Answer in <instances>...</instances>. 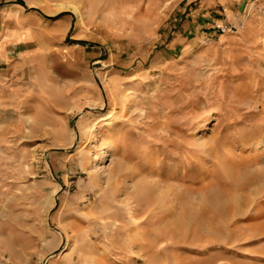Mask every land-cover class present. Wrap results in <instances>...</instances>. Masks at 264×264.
I'll use <instances>...</instances> for the list:
<instances>
[{"label": "rangeland", "instance_id": "rangeland-1", "mask_svg": "<svg viewBox=\"0 0 264 264\" xmlns=\"http://www.w3.org/2000/svg\"><path fill=\"white\" fill-rule=\"evenodd\" d=\"M263 36L264 0H0V264H264Z\"/></svg>", "mask_w": 264, "mask_h": 264}, {"label": "bare ground", "instance_id": "bare-ground-1", "mask_svg": "<svg viewBox=\"0 0 264 264\" xmlns=\"http://www.w3.org/2000/svg\"><path fill=\"white\" fill-rule=\"evenodd\" d=\"M61 7H65L64 4H61ZM74 9L75 11L77 12L78 16H80V13H79V10L77 7L74 6ZM262 45L264 47V36L262 38ZM97 64L99 66H103L105 65V63L103 61H98ZM105 67V66H104ZM264 85V81H263V84ZM108 116V117H107ZM106 119H110L111 117H113V114L111 113L110 115H107ZM99 138H96L95 140H98ZM201 140V141H199ZM199 140H196L199 144H201L203 146V148L207 149V148H211V144L208 142V141H205V139H199ZM116 144H118V140L116 137H108L106 138V140L104 141V143L101 145V147H97L96 148V151H95V155L93 156V159H97V158H100L98 157L100 154L104 156L107 155V153L109 152V150L112 149L113 146H115ZM254 146V145H253ZM245 148H249L248 145L245 146ZM250 151V150H249ZM256 157H261L262 161L264 162V139L262 140H259L255 143V148L254 150L252 151ZM248 154V153H247ZM102 157V156H101ZM97 165V164H96ZM95 166V164H94ZM99 166V165H97ZM96 166V167H97ZM156 182V181H155ZM153 183V182H152ZM157 183V182H156ZM147 184V182H146ZM150 184V182H149ZM154 184V183H153ZM156 186V184H154ZM146 187H149V186H146ZM154 187V186H153ZM152 188V187H151ZM155 188V187H154ZM172 189V188H171ZM161 199V198H160Z\"/></svg>", "mask_w": 264, "mask_h": 264}, {"label": "crops", "instance_id": "crops-1", "mask_svg": "<svg viewBox=\"0 0 264 264\" xmlns=\"http://www.w3.org/2000/svg\"><path fill=\"white\" fill-rule=\"evenodd\" d=\"M4 44L1 43V40H0V63H2V61L6 58L5 56L6 55H3L1 54L2 52L1 51H6L5 47L3 46ZM26 57V58H25ZM5 61V60H4ZM32 61V58L31 56H24V62L26 63H29Z\"/></svg>", "mask_w": 264, "mask_h": 264}]
</instances>
